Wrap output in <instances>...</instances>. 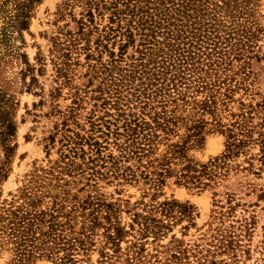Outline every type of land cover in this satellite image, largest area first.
<instances>
[{
	"label": "trees",
	"instance_id": "trees-1",
	"mask_svg": "<svg viewBox=\"0 0 264 264\" xmlns=\"http://www.w3.org/2000/svg\"><path fill=\"white\" fill-rule=\"evenodd\" d=\"M40 1L15 0L9 25L26 29ZM77 4L78 28L65 34L62 43L70 51L84 42L80 49L95 60L89 63L91 78L95 72L106 73L115 111L105 113L113 118L92 120L86 134L72 125L75 107L64 113L60 127L57 123L49 135L51 145L59 135L60 158L33 173L31 181H38L39 189L24 187L21 212L0 210V254L11 251L8 264H78L82 259L83 264H251L241 263V256L249 251L243 238L251 233L252 221L238 217V223H226V218L238 204L236 189H258L251 179L231 188L230 178L264 171V95L253 86L254 65L264 60L259 0L62 2L63 9ZM106 13L99 29L96 19L103 20ZM110 40V47L118 43L117 52L108 47ZM134 45L136 54L127 58L128 47ZM107 50L110 59L102 61ZM68 54L61 51L63 66L69 65ZM2 102L0 142L5 158L0 183L8 176L15 147L8 141L16 130L10 104L1 107ZM209 125L225 136L224 149L205 162L196 161L188 150L204 139ZM108 144L117 152L105 151ZM68 176H85L84 198L77 199L65 187ZM168 178L198 191L211 189L214 196L226 187L228 210L214 198L211 219L194 239L185 241L174 228L181 224L185 235L194 225L193 209L174 198L159 199ZM100 179L142 182L150 198L127 209L130 219L123 221L120 203L99 191ZM45 196L51 203L39 208ZM94 250L99 255L92 262Z\"/></svg>",
	"mask_w": 264,
	"mask_h": 264
},
{
	"label": "rangeland",
	"instance_id": "rangeland-1",
	"mask_svg": "<svg viewBox=\"0 0 264 264\" xmlns=\"http://www.w3.org/2000/svg\"><path fill=\"white\" fill-rule=\"evenodd\" d=\"M63 1L41 0L36 3L28 27L21 31L9 25L10 14L15 11V0H0V99L4 101L1 107H8L10 104V118L16 126L15 134L8 141L10 145L15 144V147L10 157L8 176L0 183V210L17 209L21 212V203L25 200L22 195L24 187L30 185L34 189L38 188V181L33 178L31 181L33 173H40L41 169L49 167L60 158L59 135H56L53 145L49 144V135L55 131L57 123L60 127L65 112L72 107L76 108L75 121L72 125L86 134L92 120L101 123V119L113 118L105 113L115 111V108L111 107L115 95L110 93L111 86L105 76L106 73L95 72V76L91 78L93 74L89 63L95 60L87 58V51L80 49L84 42L79 44L77 49L73 47L70 51L66 50L65 36L77 30L81 6L77 4L73 8L63 9ZM259 11L264 25V0H259ZM107 15L106 13L103 20L97 17L99 29L106 23ZM95 38L94 33L90 38L92 49L96 45ZM111 42L112 40L108 47L111 46ZM110 49L117 52L118 43ZM61 51L69 52V65H62ZM108 52L109 50L103 53L102 61L107 62L110 59ZM134 53L136 54L135 45L129 46L125 56L129 58ZM254 70L256 72L254 90L264 95V60L257 62ZM104 97L110 99L109 102L104 101ZM210 126L204 139L188 150V156L196 161L205 162L224 149L225 136ZM181 132L183 133L184 129H181ZM46 145L48 147H45ZM85 147L87 148L86 145ZM107 147L105 151L112 149L117 152L113 145L108 144ZM4 158L5 152L0 142V162L4 161ZM68 179L65 187L77 195V199L84 198L88 193L85 176L75 179L68 176ZM247 179L256 183L257 192L246 193L245 189H236L238 199L235 202L238 204L233 215L230 214L226 218V223L232 221L235 223L238 217H248L249 221H252L251 233L243 238L249 251L241 256V263L243 261L251 264L264 263V171L259 176L252 173H237L230 178L229 184L231 188H236ZM97 185L104 198L120 203L123 221L130 219L127 209L138 205L142 199L150 198L149 194L144 193L142 182L117 180L111 182L108 179H100ZM226 190V187L221 186L219 194L214 196L211 189L198 191L168 178L161 188L159 199L174 198L192 206L194 225L185 235L181 234V224L174 228L177 236L188 241L194 239L198 235V229L211 219L212 210L215 208L214 198L221 199L224 203L223 208L228 210L226 207L230 203L227 201ZM259 193L263 195L259 196ZM50 203V197L45 196L38 206L45 208ZM231 203L233 204L234 200ZM137 209H140V206ZM182 224H185V221ZM97 245L99 246L100 242ZM98 255L97 250L92 251L91 261L95 262ZM10 257L11 251L3 250L0 254V264H8ZM83 263L84 259L78 262ZM36 264L54 263L39 260Z\"/></svg>",
	"mask_w": 264,
	"mask_h": 264
}]
</instances>
